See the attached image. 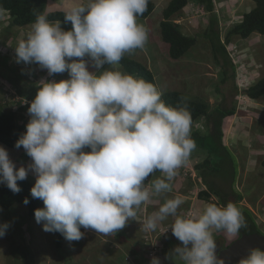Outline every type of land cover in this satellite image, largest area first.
Wrapping results in <instances>:
<instances>
[{"label": "clouds", "instance_id": "obj_1", "mask_svg": "<svg viewBox=\"0 0 264 264\" xmlns=\"http://www.w3.org/2000/svg\"><path fill=\"white\" fill-rule=\"evenodd\" d=\"M148 2L87 0L65 12V22L72 25L68 31L37 14L15 47L17 63L38 64L49 76L67 72L69 79L41 81L28 107L26 132L15 144L32 163L17 169L0 147V183L19 193L17 181L32 172L36 180L30 194L44 204L34 212L36 222L69 242L83 238L81 228L112 236L136 220L151 196L172 192L177 170L197 147L184 98L176 107L166 105L153 83L117 70L126 54L148 41L146 28L137 22ZM89 61L97 70L109 68L90 72ZM156 172L161 177L150 181ZM183 203L179 194L167 199L141 228L154 232L175 217L170 228L181 246L166 259L172 264H225L216 255L213 230L238 235L247 227L242 212L232 202L209 203L198 218H184L177 214ZM8 227L0 224V238ZM150 264L161 261L153 257ZM239 264H264V251L251 249Z\"/></svg>", "mask_w": 264, "mask_h": 264}, {"label": "rangeland", "instance_id": "obj_2", "mask_svg": "<svg viewBox=\"0 0 264 264\" xmlns=\"http://www.w3.org/2000/svg\"><path fill=\"white\" fill-rule=\"evenodd\" d=\"M152 1L156 5L153 14L147 19H137L138 23L144 21L149 27L146 29L148 41L143 49L125 56L149 69L154 76L155 86L163 94L180 92L188 101L208 103L210 110L217 106H236L235 115L227 117L223 123L224 141L231 160L222 150L214 156L206 151L202 152L204 155L192 153L187 165L177 170L172 192L151 196L138 210L136 220H129L123 229L112 236L83 228L82 239L71 242L65 239L61 249L56 248V234L43 231L42 224H38L34 216L28 215L26 206L0 207V224L9 225L5 236L0 238V264H150L153 257H158L161 264H172L166 255L181 246L180 241H174L177 238L170 228L175 217L160 223L154 232L144 231L141 224L167 199L178 194L184 197V203L177 214L184 218H198L209 203L220 206L214 195L207 200L198 198V194L207 189L199 179L196 165L208 156L216 161L222 155L226 170L229 173L237 170L235 189L244 196L241 204L251 210L264 233V97L253 100L244 93L264 78V36L255 33L248 39H231L227 50L236 66L235 78L230 77L224 83L223 70L214 61L210 43L202 37L209 26V15L194 0H189L181 14L173 17L174 23L180 26L185 35L197 38V44L184 57L173 60L169 55V45L162 40L160 31L163 10L172 0ZM215 3L222 41L242 22L243 15L256 6L253 0H215ZM27 26L14 25L8 13L0 14V107L6 112H15L19 125L29 122L28 107L41 81L69 79L67 72L49 76L47 70L41 69L38 64L16 62L15 47L26 38L30 31ZM84 59L89 60L88 57ZM108 68L106 64L102 70H97L89 61L90 72L98 73ZM117 70L126 73L121 66ZM0 147L8 152L9 159L17 169L22 166L27 168L32 163L25 151L9 148L2 143ZM160 177L161 173L156 172L149 180ZM27 179L35 184L36 177L32 172H29ZM149 188L151 190L150 183ZM231 201L235 203L236 199L231 197ZM166 228L171 234L162 236L161 230ZM213 236L222 245L228 239L217 230H213ZM230 238V241L235 240L234 236ZM154 251H157L155 255Z\"/></svg>", "mask_w": 264, "mask_h": 264}, {"label": "trees", "instance_id": "obj_3", "mask_svg": "<svg viewBox=\"0 0 264 264\" xmlns=\"http://www.w3.org/2000/svg\"><path fill=\"white\" fill-rule=\"evenodd\" d=\"M253 1L256 5L255 8L245 13L242 22L236 25L222 41L215 0H194L209 15V26L202 37L210 43L214 61L223 70L222 82L224 83L230 77L235 78L236 66L227 50V46L231 44V39L233 37L248 39L255 33L264 36V0ZM47 2L48 0H0V14L8 13L13 24L17 26L32 25L37 14L40 13L46 14L49 21L71 24V22H65V12L46 13ZM189 3V0H172L162 13L161 37L169 45V55L173 60L181 59L197 44V38L185 35L180 26L173 21V17L179 16ZM155 8V3L149 0L147 11L138 18L147 19L153 14ZM120 66L127 74L155 85L152 72L141 63L124 56L120 61ZM244 93L253 100L264 97V78L254 86L247 88ZM20 95L22 94L20 93ZM181 98H184L183 94L177 91L165 92L162 96L166 105L172 107L178 106L181 103ZM184 100L191 113L193 121L191 135L197 145L192 153L201 155L206 151L208 155L214 156L213 154L218 155L219 151L222 150L229 158L228 160H231L224 141L223 123L227 117L235 115L237 107L217 106L210 110L208 103L204 101H188L185 98ZM194 124H202V128H196ZM25 132L26 125L18 124L15 112H6L0 107V143L9 148L17 149L15 144ZM19 150L25 151L23 147ZM220 156L216 161L208 156L196 165L199 179L203 181L207 189L201 191L198 198L207 200L214 195L217 197L220 206H226L228 202H232L231 197L235 198V206L242 212L247 222V227L240 230L238 237L241 234L262 233L251 210L241 204L244 196L236 192L237 170L233 169L229 173L224 167L223 156ZM262 166L264 168V160ZM0 184V207L9 209L16 204L24 205L27 207L30 217L34 216L36 209L44 208L42 200L31 196L30 190L34 184L27 178L23 181H17L21 189L19 193H13L6 184ZM25 198L28 199L29 203H24ZM80 230L82 231L83 228ZM54 233L56 234V248L61 249L65 238L58 232ZM223 244L224 247H228L230 242L224 240Z\"/></svg>", "mask_w": 264, "mask_h": 264}, {"label": "water", "instance_id": "obj_4", "mask_svg": "<svg viewBox=\"0 0 264 264\" xmlns=\"http://www.w3.org/2000/svg\"><path fill=\"white\" fill-rule=\"evenodd\" d=\"M216 255L223 259L225 264H239V261L249 255L251 249L259 248L264 251V234H241L228 247L216 240Z\"/></svg>", "mask_w": 264, "mask_h": 264}, {"label": "crops", "instance_id": "obj_5", "mask_svg": "<svg viewBox=\"0 0 264 264\" xmlns=\"http://www.w3.org/2000/svg\"><path fill=\"white\" fill-rule=\"evenodd\" d=\"M86 2H87V0H48L47 5H46V11L45 12L46 13H51V12H66L71 7H73V6L77 5V4L86 3ZM137 19H139V18H137ZM143 22L142 23H139V24H142L146 29H149V27H147L146 23H143ZM60 23H61V27L65 31H68V30H71L72 29V25L71 24L63 23V22H60ZM29 26H27V28L30 29L31 28V25H29ZM217 233H220V235L222 237H227L228 238L227 241H229L230 243H232V241H230V239L232 240V238H230L229 235L228 236H225L226 233L223 230H219V231H217ZM235 238H236V236H234L233 239H235ZM174 241H176V243H177L178 240H174Z\"/></svg>", "mask_w": 264, "mask_h": 264}, {"label": "built area", "instance_id": "obj_6", "mask_svg": "<svg viewBox=\"0 0 264 264\" xmlns=\"http://www.w3.org/2000/svg\"><path fill=\"white\" fill-rule=\"evenodd\" d=\"M195 127H196V128H198V127H199V128H202L200 124H196ZM161 232H162V236H164V235H166V234H171V233H170L171 231H169V229H167V228L164 229V230H161ZM157 251H158V250H157ZM157 251H156V252H157ZM156 252L154 251V252H153V255H155Z\"/></svg>", "mask_w": 264, "mask_h": 264}]
</instances>
